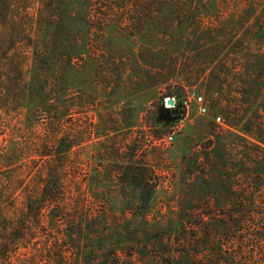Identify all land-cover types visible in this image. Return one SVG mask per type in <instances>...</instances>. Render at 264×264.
Wrapping results in <instances>:
<instances>
[{
  "label": "rangeland",
  "instance_id": "1",
  "mask_svg": "<svg viewBox=\"0 0 264 264\" xmlns=\"http://www.w3.org/2000/svg\"><path fill=\"white\" fill-rule=\"evenodd\" d=\"M53 2L0 0V179L26 187L19 210L41 174L56 170L62 207L84 231L134 232L147 241V231L204 233L196 226L203 215L239 217V204L264 213V0H113L104 33L88 36L76 34L80 23L62 34L64 10ZM33 43L59 65L40 110L29 103ZM73 44L78 50L68 56ZM176 91L182 101L204 96L210 115L193 102L189 115L162 130L153 121L168 99L178 102L169 96ZM173 132L175 141L164 143ZM55 137L64 142L60 158L43 157ZM132 167H147L155 186L148 223ZM50 208L33 248L65 235Z\"/></svg>",
  "mask_w": 264,
  "mask_h": 264
},
{
  "label": "trees",
  "instance_id": "2",
  "mask_svg": "<svg viewBox=\"0 0 264 264\" xmlns=\"http://www.w3.org/2000/svg\"><path fill=\"white\" fill-rule=\"evenodd\" d=\"M53 1L55 8L62 7L64 10V13H59L62 34L72 32L75 23H80L83 27V30L77 31L79 33L76 34L88 36L94 30L97 34L104 33L108 16L106 10L113 0ZM150 1L153 0H135L138 3ZM185 1L187 0H154L161 6H175ZM189 1L194 4L207 2ZM83 9L88 11L76 15V10ZM99 9L102 12L105 10L104 13H99ZM94 24L100 25L96 27ZM29 40L32 42L31 38ZM74 40L79 41L78 38ZM33 44L36 47L34 66L30 71L29 103L32 108L40 110L44 107L42 101L45 99L43 97L46 94L47 78L52 74V78L57 81L59 65L57 56L52 57L46 51L40 53L38 45ZM76 50L78 45L73 44L68 56ZM169 96L177 97L179 104L184 101L181 92H171ZM157 119L156 117L153 123L156 124ZM63 146V140L55 137L42 156L58 159ZM131 169L128 172L130 184L140 191L139 207L143 212L142 218L148 223L146 213L151 207L155 186L145 178L148 177L147 167ZM41 177L43 180L37 189L26 194L21 210L18 208L20 196L18 193L20 190L24 191L26 187H17L14 182L6 183L0 179V264H264V213L260 210L256 213L250 211L246 213V206L239 204V209H236L239 217L227 214L223 219H217L209 215L205 220L206 216L203 215L196 226H206L204 233L197 231L190 234L184 232L182 235L171 233L167 237L165 233L152 235L147 231L149 238L146 237L147 241H143L142 235L134 232L108 233L104 230L93 231L90 227L84 231L81 220L69 215L70 212L62 207L64 195L56 170L48 173V177L42 174ZM261 198L250 200L251 205L254 207ZM48 207H51L50 218L54 220V224H62L58 232L62 230L65 235L62 238L54 237L56 239L45 249L38 247L37 232L38 229L46 231L45 213ZM64 222H67V229ZM231 228L234 231L230 230ZM79 232L86 240L83 245L77 244L76 241ZM35 243L38 245L33 248ZM33 251L38 253L34 258Z\"/></svg>",
  "mask_w": 264,
  "mask_h": 264
},
{
  "label": "built area",
  "instance_id": "3",
  "mask_svg": "<svg viewBox=\"0 0 264 264\" xmlns=\"http://www.w3.org/2000/svg\"><path fill=\"white\" fill-rule=\"evenodd\" d=\"M173 100H174L175 105H181L182 106V109H184V112L187 113V115H189V112L191 110L193 102L198 106V110H199L200 114L210 115V113H211L204 96H196V95L192 94V95L188 96L187 98H185L184 101L182 102V104H179L178 102H176V99H173ZM167 107H170V106L167 105ZM213 120L217 124H221L223 122L222 116H219V115H215ZM175 137H176V134H175V132H173V133H170L169 135H167L162 140L166 144H172L175 141Z\"/></svg>",
  "mask_w": 264,
  "mask_h": 264
},
{
  "label": "flooded vegetation",
  "instance_id": "4",
  "mask_svg": "<svg viewBox=\"0 0 264 264\" xmlns=\"http://www.w3.org/2000/svg\"><path fill=\"white\" fill-rule=\"evenodd\" d=\"M162 108H164L162 110ZM159 109V113L157 117H159L158 123H160L162 126V130L166 129L169 125L174 123V121L178 120L179 118L183 117L184 113L182 114L181 109L178 108V105L175 106H164ZM168 109V111L166 110Z\"/></svg>",
  "mask_w": 264,
  "mask_h": 264
},
{
  "label": "water",
  "instance_id": "5",
  "mask_svg": "<svg viewBox=\"0 0 264 264\" xmlns=\"http://www.w3.org/2000/svg\"><path fill=\"white\" fill-rule=\"evenodd\" d=\"M167 105L168 106H174L175 105V103H174V100L173 99H168L167 100ZM178 108L179 109H181V112H182V114L184 113V109H182V106L181 105H178ZM164 108H162V110H163ZM167 111H168V109H166Z\"/></svg>",
  "mask_w": 264,
  "mask_h": 264
}]
</instances>
